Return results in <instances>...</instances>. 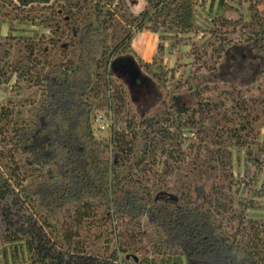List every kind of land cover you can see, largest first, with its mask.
Here are the masks:
<instances>
[{"label":"trees","instance_id":"16d2710c","mask_svg":"<svg viewBox=\"0 0 264 264\" xmlns=\"http://www.w3.org/2000/svg\"><path fill=\"white\" fill-rule=\"evenodd\" d=\"M30 1L34 0H21V6ZM62 1L65 4L58 8L61 15H66L64 25L72 33L71 45L63 42L61 46L62 55L73 46L76 57L67 59L65 55L56 62L45 59L50 66L46 69L47 64L43 65V71L37 72L35 80L43 89V101L30 123L23 121L11 132L10 147L23 157L21 165L29 172L23 179L29 183L23 185L16 179L17 191L0 178V211L4 214L3 219L11 218L5 221L6 229L13 226L10 227L13 232L4 236L13 249V264H22L18 256L22 253H26L25 262L29 264H129L130 260L132 264H142L144 260L137 261L139 252H136L141 243H136L133 235L130 240L125 239L119 244L108 258L98 252H87L82 231L96 217L99 205L111 217L135 222L147 219L148 225L156 229V233L147 232L146 235L154 251L170 258L180 255V260L184 259L186 264H264L261 228L254 225L251 228L255 231L253 238L243 241L237 238L236 231H230L219 219L221 215L228 214L233 219L238 215L242 221L240 229H246V213L235 214L234 199L226 194V189L232 190L235 185L234 175L229 170L228 145L248 148V159L259 169L264 162V142L257 150L251 147L257 143L255 140L260 131L257 125L264 122V81L261 82L264 77V23L256 7L259 0H250V7L255 12L252 28L241 33L236 40L230 38L234 43H228L230 39L225 34L231 20L212 18L213 24L223 28L222 32L212 30L215 40L221 42L219 47L215 46L216 42H211L215 62L233 50L231 60L236 66L233 75L240 73L246 75L245 79L237 83L224 79L215 81L216 66L208 72H195L190 76L192 84L188 95H172L169 100L167 96L160 102L163 109L145 114L136 126L128 120V131L115 129L112 115V124L109 125L112 133L108 140L96 135L92 115L94 110L105 106L120 111L125 103L122 91H110L109 83L110 76H116L124 85V93L128 94L123 75L142 69L143 60L132 51L134 35L151 31L157 33L159 39H180L182 35L195 33L199 28L197 14L199 9L205 10L204 3L203 0H146L138 15L128 17L121 13L133 28L107 55L106 32L119 17L116 8H111L117 0ZM226 4L227 0H209L206 10L209 13L214 8L221 10ZM0 6L18 7L14 0H0ZM118 6H123L119 0ZM58 31L59 28L54 27L52 34H58ZM157 48L163 51L166 47L159 42ZM0 52L3 53L0 74L4 67L10 66L18 78L30 80L32 68L25 70L21 60L10 64V49ZM197 54L199 59L204 58L202 51ZM149 64L144 63L145 69ZM128 65L130 69L126 71ZM5 82L0 78V86ZM220 83L230 86L222 91L216 90L221 87ZM99 87L105 90H95ZM212 91H221L220 97L205 96ZM92 92L100 103L90 101ZM9 114L10 110L6 109L0 112V117L6 120ZM186 129L194 135H202L201 139L206 142H219L225 151L222 152L220 169L225 173L226 184L213 186L208 199L201 202L190 199V191H185L187 186L182 184L179 187L174 185L177 192L181 190L179 198H161L164 191L153 194L144 186L131 183L133 167L152 158L149 152L157 144H180L178 140ZM136 131H141L140 137L145 140L141 150L135 143ZM253 137L255 140L250 143ZM203 148L212 157L207 146ZM108 150L111 152L107 156ZM42 176L44 179L35 181ZM263 190L261 195H264ZM23 203L29 207L24 209ZM45 230L57 237L63 250L54 249L55 244ZM5 256L8 260L9 252Z\"/></svg>","mask_w":264,"mask_h":264},{"label":"rangeland","instance_id":"374dc122","mask_svg":"<svg viewBox=\"0 0 264 264\" xmlns=\"http://www.w3.org/2000/svg\"><path fill=\"white\" fill-rule=\"evenodd\" d=\"M117 1L111 8H116L115 10L118 12L119 17H116L117 20L114 25L106 32L107 55L114 50V46L121 41L129 29L133 28L129 26L126 18L122 17L121 13H125L129 17L136 16L141 11H137L141 7V0H134V2L133 0H119L120 4L123 5L122 8L120 6L116 7ZM14 2L18 6L16 9L13 6H0V50L10 49L12 53L10 64L21 60L23 62L21 66H25V70L32 69L29 71L30 80L18 78L10 66L4 67L0 74V78L6 80L5 84L0 86V112H5L6 109L10 110L9 117H6V120L2 119L4 117H0V178L1 180L4 178V181L9 182L10 186L12 188L15 187L18 191V185H16L15 180L17 179L23 185L28 184L29 180L23 178L29 172L21 165L23 157L10 147L11 132L17 124L23 121L30 123L43 101V89L35 83V80L37 74L43 71V65L47 64L45 59L50 60V62H56L61 61L65 55L67 59L75 58L76 50L73 49V46L72 48L70 46L68 47L70 51L62 55L61 46L63 42L69 44L72 40L70 29H67L64 25L66 15H61L62 11L58 8L61 4H65L64 1L49 0V2L45 3L40 0H34L27 3L24 7L21 6V0H14ZM203 3L205 10L199 9L200 12L197 14V25L199 28H197L195 33L182 35L180 39L168 37L167 39H159V41H156V35H153L155 41L151 40L152 37L148 38V35L145 34L137 33L134 35L131 43L132 51L136 54H138L137 52L141 54V57L138 55L139 59L143 60L141 71L153 82V92L149 96L147 103L140 104L138 100H133L132 92L124 93V85L116 76H110L109 90L122 91L126 99L120 111H115L114 105H112L113 108L105 106L93 111L94 128L96 135L100 139H110L112 131L109 125L112 124V115H114L115 129L128 131V120L133 121L135 123L134 126H136L141 122L140 120L145 114H152L157 109H163L160 102L167 96L169 100L172 95H188V88L192 84L190 76L194 75L195 72H208V70H212L211 67L216 66L218 71H216L215 81L224 79L237 83L245 79L246 75L240 73L235 77L234 75L236 74L233 75L236 71V66L231 60L233 50L227 56L221 57L215 62L212 44L216 42L215 46L219 47L221 42L215 40L212 30L222 32L223 28L213 24L212 18L219 17L218 19L221 20L224 17L226 20L230 19L231 23L226 27L227 32L225 34H227L228 39L233 38L236 40L241 33L243 34L249 28H252V21H254L252 18L255 12L250 7V0H227V4L221 10L214 8L210 10V13L206 10L209 0H203ZM256 7L262 16V23H264V0H259ZM52 9H54V12ZM54 27L59 28L58 34H52ZM255 27L256 29L259 28L258 25ZM63 30L65 33H62ZM60 34H63L64 37H60ZM66 36H69V38H66ZM233 39H230L228 43H234ZM159 42L164 43L165 50H158ZM142 45L145 47L144 52L137 51ZM223 45L225 46V44ZM32 50H34V53H32ZM199 51L203 52L204 58L199 59L200 55L197 54ZM2 54L0 52V58ZM144 56L146 59H144ZM145 62L150 63L147 69L144 67ZM49 66L47 64L45 68L47 69ZM234 78L236 79L234 80ZM263 81L264 77L261 80L262 84ZM222 84L220 83L219 86L221 87L216 90H225L226 86L228 88L230 86L229 84L222 86ZM95 90L105 89L99 87ZM221 91H212L205 96L219 95L220 97ZM94 94L95 92L91 93L90 101H94L96 104L100 103L101 101L98 98H94ZM128 113L129 115H127ZM101 125H104L105 128L101 129L99 127ZM258 127H260V131L256 140L255 137L250 140V143L254 140L257 142L251 145L253 150L263 146L264 142V122L257 125ZM171 130L174 132L173 129ZM140 135L141 131H136L137 140L135 143L138 144V150H141L145 141ZM200 136L194 135L192 131L186 129L178 140L181 141L180 144L169 142L157 144L156 148L149 152V154H152V158L141 166L133 167L131 183L144 186L153 194L164 191L160 194L161 198L180 197L181 190L180 193L177 192L174 185L179 187V184H182V186H187L185 191H190V199L201 202L204 199H208L207 197L214 190L213 186L216 187L222 183L226 184L225 173L220 169L222 152L225 151L219 142H206ZM204 145L207 146L208 152L212 154V157L204 152ZM225 145L227 146V144ZM228 148L230 150V158L228 157L230 161L229 170L234 175L235 185L232 190L226 189V194L231 195L234 199L235 214L242 211L246 213L247 219H245L246 223L244 226L246 229H240L242 221L240 217H237L238 215L233 214L234 219L232 216L228 217V214L225 217L221 215L219 219L227 225L230 231H236L239 240L247 241L253 238L252 235L255 231L251 228L254 225L259 226L262 230V235H264V195H261L264 189V162L262 168L259 169L248 159V148L238 149L231 145H228ZM110 152L111 150L107 151V156L110 155ZM229 170L227 169L226 172ZM42 179H44V176L41 178L37 177L35 181H41ZM166 184L172 188L169 189ZM248 204H251V206L255 204L256 206L250 207ZM22 206L24 209L29 207L25 203ZM1 212L0 264H13L11 258L12 246L10 242L4 239L5 234H9L12 231L10 227L13 228V226H9V229H6L5 221L11 218L3 219L4 214ZM96 214V217L88 222L82 231L87 252H98L108 258L118 248L119 244L124 243L125 239L130 240L131 235H133L134 241L141 243L139 245L140 249L136 251L137 253L139 252L137 261L143 259L144 264H186L184 259L180 260V255L170 258L154 251L146 235L147 232L149 234L156 233V229L154 226L148 225L147 219L135 222L127 218L111 217L101 205L97 206ZM45 231H47V236L52 240V243L55 244L54 249L63 250L57 237L51 231ZM7 252H9L8 260L5 256ZM18 256L20 263L29 264L25 262L27 259L26 253ZM176 259H179L180 262H174ZM129 264H132L131 260Z\"/></svg>","mask_w":264,"mask_h":264},{"label":"flooded vegetation","instance_id":"af4514ba","mask_svg":"<svg viewBox=\"0 0 264 264\" xmlns=\"http://www.w3.org/2000/svg\"><path fill=\"white\" fill-rule=\"evenodd\" d=\"M130 69L129 65L125 67V70L128 71ZM133 70L131 74H124L123 80L126 81V84L129 88V91L132 92L133 100H138V103H147L149 101V96L153 92V82L149 80L142 73L141 70ZM143 98H146L143 100Z\"/></svg>","mask_w":264,"mask_h":264},{"label":"crops","instance_id":"0c3cea01","mask_svg":"<svg viewBox=\"0 0 264 264\" xmlns=\"http://www.w3.org/2000/svg\"><path fill=\"white\" fill-rule=\"evenodd\" d=\"M141 34H145V35H148V38L150 37H152L151 38V40H153V41H155V38H156V41H159V35L157 34V33H154V32H151V31H144V32H141ZM153 35L155 36L156 35V37L154 38L153 37ZM141 37V36H140ZM150 40V41H151ZM144 42V41H143ZM145 43H147L146 41H145ZM150 43V42H149ZM151 44V43H150ZM140 45H141V43H140ZM144 50H145V47L142 45V46H140V48H139V50H137V51H142V52H144ZM138 53V55L141 57V54H139V52H137ZM143 58V57H142ZM144 59H146V57L144 56Z\"/></svg>","mask_w":264,"mask_h":264},{"label":"clouds","instance_id":"9594fccd","mask_svg":"<svg viewBox=\"0 0 264 264\" xmlns=\"http://www.w3.org/2000/svg\"><path fill=\"white\" fill-rule=\"evenodd\" d=\"M146 4V0H141V7L137 9V11L142 10V7Z\"/></svg>","mask_w":264,"mask_h":264},{"label":"built area","instance_id":"2783aa9c","mask_svg":"<svg viewBox=\"0 0 264 264\" xmlns=\"http://www.w3.org/2000/svg\"><path fill=\"white\" fill-rule=\"evenodd\" d=\"M100 128H104V125H101Z\"/></svg>","mask_w":264,"mask_h":264},{"label":"water","instance_id":"95a60500","mask_svg":"<svg viewBox=\"0 0 264 264\" xmlns=\"http://www.w3.org/2000/svg\"><path fill=\"white\" fill-rule=\"evenodd\" d=\"M146 99V98H143V100Z\"/></svg>","mask_w":264,"mask_h":264}]
</instances>
